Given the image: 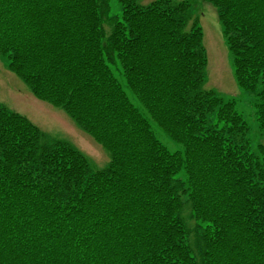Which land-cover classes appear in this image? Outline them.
Masks as SVG:
<instances>
[{
	"label": "trees",
	"instance_id": "obj_1",
	"mask_svg": "<svg viewBox=\"0 0 264 264\" xmlns=\"http://www.w3.org/2000/svg\"><path fill=\"white\" fill-rule=\"evenodd\" d=\"M208 1L264 133V0ZM109 2L0 0L12 70L109 153L92 169L0 103V264H264V145L202 92L194 6L119 0L105 33Z\"/></svg>",
	"mask_w": 264,
	"mask_h": 264
},
{
	"label": "rangeland",
	"instance_id": "obj_2",
	"mask_svg": "<svg viewBox=\"0 0 264 264\" xmlns=\"http://www.w3.org/2000/svg\"><path fill=\"white\" fill-rule=\"evenodd\" d=\"M109 1L108 9L102 10V27L105 33L110 31L109 18L121 12L119 0ZM150 1L135 0L136 3L141 4ZM189 2L194 6L192 12L201 25L202 43L205 48L206 62L201 79L204 88L202 92L212 94V91L223 95L224 100L234 101L231 110L236 109L243 122L241 128L243 134H239L238 137L243 141L247 140L250 147L256 151L254 152L256 155L264 145V133L259 129L256 121L255 94L240 87L231 63L232 51L224 40L216 7L208 0H189ZM164 71V74H169L168 68ZM21 79L10 67L6 56L0 53V103L6 105V109L20 113L32 121L42 133L39 134L41 143L65 140L85 155L92 169H103L109 161V153L105 145L77 124L63 105L49 102L48 99L32 93ZM157 133L169 148L176 146L175 142L164 134L166 138L160 130H157ZM185 213L187 214V210Z\"/></svg>",
	"mask_w": 264,
	"mask_h": 264
}]
</instances>
